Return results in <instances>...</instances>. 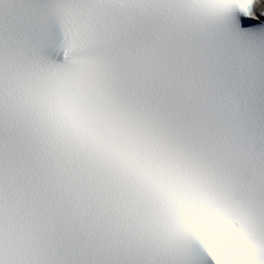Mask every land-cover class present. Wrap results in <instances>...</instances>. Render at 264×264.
Segmentation results:
<instances>
[{"label": "snow or ice", "instance_id": "6c2138e0", "mask_svg": "<svg viewBox=\"0 0 264 264\" xmlns=\"http://www.w3.org/2000/svg\"><path fill=\"white\" fill-rule=\"evenodd\" d=\"M264 264V0H0V264Z\"/></svg>", "mask_w": 264, "mask_h": 264}, {"label": "clouds", "instance_id": "9594fccd", "mask_svg": "<svg viewBox=\"0 0 264 264\" xmlns=\"http://www.w3.org/2000/svg\"><path fill=\"white\" fill-rule=\"evenodd\" d=\"M221 264H224L223 260L221 261Z\"/></svg>", "mask_w": 264, "mask_h": 264}]
</instances>
